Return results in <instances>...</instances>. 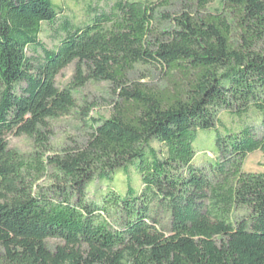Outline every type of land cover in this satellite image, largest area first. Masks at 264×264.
I'll use <instances>...</instances> for the list:
<instances>
[{
	"label": "trees",
	"instance_id": "trees-1",
	"mask_svg": "<svg viewBox=\"0 0 264 264\" xmlns=\"http://www.w3.org/2000/svg\"><path fill=\"white\" fill-rule=\"evenodd\" d=\"M213 1L121 0L84 27L65 21L49 50L40 34L58 20L54 2L0 0V264H264V172L243 169L264 154V131H219L223 110L264 116V0H223L217 13ZM145 71L168 83L143 82ZM88 81L110 83L111 115L89 107L86 133L54 150L41 129L72 113ZM210 129L218 160L203 170L194 143ZM12 134L34 150L11 148ZM129 166L138 192L89 197Z\"/></svg>",
	"mask_w": 264,
	"mask_h": 264
},
{
	"label": "rangeland",
	"instance_id": "rangeland-1",
	"mask_svg": "<svg viewBox=\"0 0 264 264\" xmlns=\"http://www.w3.org/2000/svg\"><path fill=\"white\" fill-rule=\"evenodd\" d=\"M59 11L58 20L53 26L46 23L43 24L40 34V41L46 49H55L60 40L65 36L61 31V25L65 21H69L75 27H84L96 16L99 12L112 13L115 11L116 4L121 0H52ZM125 1V0H123ZM146 2L158 3L160 0H141ZM223 0H214L209 5V11L217 13L222 9ZM28 55L36 59L44 55L42 48L31 47L28 49ZM76 72V62L65 68L57 77L56 85L63 90L71 87L74 82ZM148 78L142 79L143 82L150 85H163L168 83L166 76L161 71H145ZM140 74H143L141 72ZM23 86H25L23 84ZM74 96L77 102L76 108L70 115L62 116L57 119H49L47 126L41 129L47 139V144L54 150H59L65 142H70L73 138H81L85 133L87 126L84 122V112L89 107H93L89 112V117L98 119L109 118L111 115V100L113 94L111 92L110 83L107 81H88L84 86L74 90ZM223 127L220 128L221 134L227 132H238L245 126H255L260 132L264 131V116L251 108L246 114L241 117H231L227 111H222L220 115ZM215 129L200 130L194 147L198 152L193 163L207 170L211 163L218 160L215 140L217 138ZM9 146L22 153H30L34 150V138L23 135H9L7 137ZM153 146L161 148L159 144L153 143ZM247 172H264V154L261 151H256L246 158L243 166ZM41 181L40 183H44ZM128 185H131L134 192H138L141 188V177L136 171L135 166H129L127 169H122L114 175L112 181L94 180L89 184V197L99 201L101 196L109 190L115 189L120 194H126ZM61 244L57 239H49L48 246L55 249ZM0 249V253H1Z\"/></svg>",
	"mask_w": 264,
	"mask_h": 264
}]
</instances>
